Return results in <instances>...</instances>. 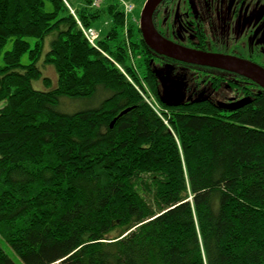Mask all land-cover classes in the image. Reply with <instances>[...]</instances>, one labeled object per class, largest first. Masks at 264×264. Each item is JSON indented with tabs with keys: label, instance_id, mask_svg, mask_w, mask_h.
<instances>
[{
	"label": "trees",
	"instance_id": "16d2710c",
	"mask_svg": "<svg viewBox=\"0 0 264 264\" xmlns=\"http://www.w3.org/2000/svg\"><path fill=\"white\" fill-rule=\"evenodd\" d=\"M93 1L0 0V237L22 264H264V93L167 107L137 16Z\"/></svg>",
	"mask_w": 264,
	"mask_h": 264
},
{
	"label": "flooded vegetation",
	"instance_id": "af4514ba",
	"mask_svg": "<svg viewBox=\"0 0 264 264\" xmlns=\"http://www.w3.org/2000/svg\"><path fill=\"white\" fill-rule=\"evenodd\" d=\"M153 25L176 45L264 69V0H162ZM153 53L160 98L171 109L211 106L235 112L264 93L260 85L237 72Z\"/></svg>",
	"mask_w": 264,
	"mask_h": 264
},
{
	"label": "water",
	"instance_id": "95a60500",
	"mask_svg": "<svg viewBox=\"0 0 264 264\" xmlns=\"http://www.w3.org/2000/svg\"><path fill=\"white\" fill-rule=\"evenodd\" d=\"M161 1L162 0H147L140 16L139 26L142 39L152 51L162 56H167L182 62L237 72L260 85L264 90L263 68L229 56L214 55L190 50L169 42L162 35H160L153 25V14ZM168 78L169 77L167 76L164 79V83L167 88L169 86ZM129 111L130 109L122 112L120 116H123Z\"/></svg>",
	"mask_w": 264,
	"mask_h": 264
},
{
	"label": "rangeland",
	"instance_id": "374dc122",
	"mask_svg": "<svg viewBox=\"0 0 264 264\" xmlns=\"http://www.w3.org/2000/svg\"><path fill=\"white\" fill-rule=\"evenodd\" d=\"M130 4L134 6V13L133 17L137 16L138 20L140 21L141 12L147 2V0H127ZM109 21L106 17H104L101 21H99L97 24H95L94 29L99 34L98 42L101 40L102 35H104L107 32ZM49 42L47 41V50L49 49ZM43 76L46 78H49L51 80V83L53 87L57 84V75L52 67L49 66H41ZM34 88L37 90H46V87L42 82H34ZM144 98L149 99L147 102H151L154 104V106L158 107L157 100L151 96V93L149 94H142ZM101 101L100 96L95 97L92 99H77V100H70L67 98H63L60 105L58 106V110L60 112L66 113V114H73L75 112L85 110V109H93L96 108ZM156 104V105H155ZM156 107V108H157ZM158 109V108H157ZM159 110V109H158ZM0 245L2 248L6 251V253L9 255V257L16 262L17 264H22L19 258L16 256V254L11 250V248L3 241V239L0 237Z\"/></svg>",
	"mask_w": 264,
	"mask_h": 264
},
{
	"label": "built area",
	"instance_id": "2783aa9c",
	"mask_svg": "<svg viewBox=\"0 0 264 264\" xmlns=\"http://www.w3.org/2000/svg\"><path fill=\"white\" fill-rule=\"evenodd\" d=\"M105 0H94L93 1V6H99L101 3H103ZM118 3H120L121 7H123V11L125 12L126 15H131L134 12V6L129 3L127 0H115ZM81 31L83 32L85 38L87 41L95 48L99 49L98 47V39H99V34L94 28H85L78 22ZM148 101L149 99H146ZM151 106L153 104L149 102ZM154 107V106H153Z\"/></svg>",
	"mask_w": 264,
	"mask_h": 264
}]
</instances>
